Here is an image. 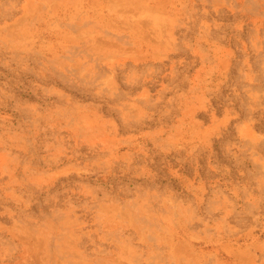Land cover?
Wrapping results in <instances>:
<instances>
[{
    "label": "rangeland",
    "instance_id": "1",
    "mask_svg": "<svg viewBox=\"0 0 264 264\" xmlns=\"http://www.w3.org/2000/svg\"><path fill=\"white\" fill-rule=\"evenodd\" d=\"M0 264H264V0H0Z\"/></svg>",
    "mask_w": 264,
    "mask_h": 264
}]
</instances>
